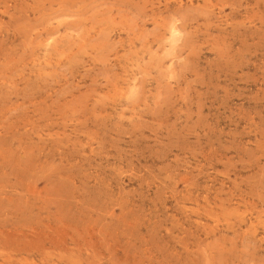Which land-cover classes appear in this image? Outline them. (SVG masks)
Wrapping results in <instances>:
<instances>
[{"label":"rangeland","instance_id":"rangeland-1","mask_svg":"<svg viewBox=\"0 0 264 264\" xmlns=\"http://www.w3.org/2000/svg\"><path fill=\"white\" fill-rule=\"evenodd\" d=\"M0 264H264V0H0Z\"/></svg>","mask_w":264,"mask_h":264},{"label":"bare ground","instance_id":"bare-ground-1","mask_svg":"<svg viewBox=\"0 0 264 264\" xmlns=\"http://www.w3.org/2000/svg\"><path fill=\"white\" fill-rule=\"evenodd\" d=\"M247 35V34H246ZM259 184V183H258Z\"/></svg>","mask_w":264,"mask_h":264}]
</instances>
